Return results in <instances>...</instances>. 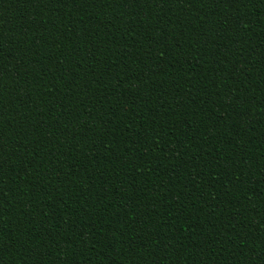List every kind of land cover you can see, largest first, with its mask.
I'll use <instances>...</instances> for the list:
<instances>
[{"label": "trees", "instance_id": "16d2710c", "mask_svg": "<svg viewBox=\"0 0 264 264\" xmlns=\"http://www.w3.org/2000/svg\"><path fill=\"white\" fill-rule=\"evenodd\" d=\"M0 264H264V0H0Z\"/></svg>", "mask_w": 264, "mask_h": 264}]
</instances>
